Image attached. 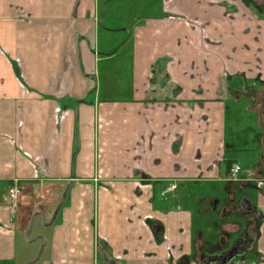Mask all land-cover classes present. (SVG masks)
<instances>
[{
	"label": "crops",
	"instance_id": "crops-1",
	"mask_svg": "<svg viewBox=\"0 0 264 264\" xmlns=\"http://www.w3.org/2000/svg\"><path fill=\"white\" fill-rule=\"evenodd\" d=\"M251 1L0 0V264L38 255L35 220L31 264H195L190 212L165 214L167 199L225 189L236 149L254 151L237 180L262 217L234 264H264V121L249 132L235 109L264 108Z\"/></svg>",
	"mask_w": 264,
	"mask_h": 264
},
{
	"label": "rangeland",
	"instance_id": "rangeland-1",
	"mask_svg": "<svg viewBox=\"0 0 264 264\" xmlns=\"http://www.w3.org/2000/svg\"><path fill=\"white\" fill-rule=\"evenodd\" d=\"M253 1H255V0H253ZM255 2H258V6L260 7L259 10H257V12L259 13L258 14L259 17L264 19V0H256ZM252 5H253V2H252ZM263 25H264V23H263ZM252 92L253 91L249 92L248 94H251ZM253 94H255V93L253 92ZM249 105L252 108L254 106L253 109H255V111H251L249 108ZM255 106H256V104L253 105L252 102H250V101L248 102L247 100H245V98H243L239 102V105L235 107V109L239 110L236 113V117L242 116L244 118L242 120V124L246 128H249L247 126L251 125L250 122L253 121V116H255V114L261 115L262 119L264 121V108L259 109L258 106H257V108H255ZM234 119L235 118L231 119V121L233 120L231 126L232 125L234 126V127L232 126V128H231V132H232L233 136L238 134L239 144H240V143H242L243 137L245 136V131H239L238 132V130L235 127H237V125L239 127H241V124H240L241 120L238 119V123L236 125L234 123ZM254 127L255 126H253V129H254ZM250 128H252V126ZM250 128L248 129L249 132H251ZM260 130H263V131L259 132V133L257 132L256 135H260L262 138H264V125ZM254 133L255 132L253 131L252 132L253 136H255ZM249 134H251V133H249ZM228 143L230 145V142H228ZM232 147L235 148V146H232ZM249 151L254 153V151H252V150H249ZM249 151H247L245 149H236V150H229L228 151L230 159H233V160L236 159L237 162H239V163H241V165H243V170L240 171L236 175V177H239L240 175H242L245 172V169L247 167H249L250 159H253V160L256 159L255 156L250 154ZM248 176H249V178H253V177H255V174L251 172L250 174H248ZM189 185H190L189 183L184 182L178 186L176 193L169 195V197H168V195H164L162 193L163 194L162 196L169 198V199H167L168 204H167L166 209L164 211L165 214L172 213L175 210H179V212H181V213H184L185 211L190 212V224L192 227V231H194V236L192 238H193V241L195 244V252H193L191 254V256H192L191 259L194 261L195 264H197V263L201 262L200 259L203 256L201 253L202 248H204V250L207 249L206 250L207 253H212L213 251H217L218 248L221 246L222 238H225L226 245L232 241V239L236 235L232 234L230 236H226V234L228 232L225 230V226L227 227L229 225L228 223H231V222H233V223L239 222L240 227H241L243 225V214L239 215L238 213H236L237 212L236 211L232 215L221 216L219 211H218V209L220 207L226 206L227 204H229L227 200L230 199V197H231L230 193H235V191L236 192L238 191L235 186H232V187L226 186L227 188H225V189L223 186L221 189V186L217 187V185L215 183H213L210 185L211 188L209 187V189H207V190H205L204 188H201V187L199 189L198 186H193V187H191V189H196L199 192L196 193V192L192 191V193L187 194L188 192L185 189ZM243 186H246V185H243ZM247 188H249V187H247ZM247 188L243 189V193L248 195V197H250V195H252V193ZM202 190H205V191L200 192ZM163 191H164V189H163ZM167 193H165V194H167ZM236 196H238V194H236ZM20 201H21V198L19 199V201L17 203L18 206L20 204ZM214 204H216V207L213 206ZM212 207H215V209H213ZM31 226H32L31 231L28 234L29 235L28 240L35 239V243L33 244V247L40 245V248L42 249L43 243H41L39 239H36L37 220H35L34 225L32 224ZM257 227H258V225H256L255 229H257ZM42 231L46 232L47 229L44 228ZM199 247H200V249H199ZM196 248H197V252H196ZM253 250H254V254H255V247L251 249V251H253ZM199 251H200V253H199ZM254 254H253V256H254Z\"/></svg>",
	"mask_w": 264,
	"mask_h": 264
},
{
	"label": "flooded vegetation",
	"instance_id": "flooded-vegetation-1",
	"mask_svg": "<svg viewBox=\"0 0 264 264\" xmlns=\"http://www.w3.org/2000/svg\"><path fill=\"white\" fill-rule=\"evenodd\" d=\"M230 169L228 172L229 182H227V184H231H228V187L235 186L238 191H235V193H230L231 197L227 200L229 204L220 207L218 211L221 216L232 215L236 211V213H238L239 215L243 214V225L240 227L239 222L228 223L229 225L227 227L225 226V230L228 232L226 236H230L232 234H235L236 236L227 245L225 238H222L221 246L218 248L217 251H213L212 253H202L201 251L203 256L201 257V262L199 264H220L221 261H223V264H234L236 260L244 259L243 257H245V254L249 253L252 248H256V240L259 235L258 229L260 226L258 223H260L262 217V210L256 204L255 200L253 199V195L249 194L250 197H248V195L243 193V189L249 187L243 186L246 182L244 183L243 181L237 180V177H232ZM171 184H174V187L168 189ZM175 187V181H168L164 184L163 189L165 192H169L174 190ZM247 189H249V191L252 193L250 188ZM236 194H238V196H236ZM17 206L18 204L15 207ZM213 206L216 207V204H214ZM215 207L212 208L215 209ZM256 225H258L257 229H255ZM209 256H218L219 258L217 260H209Z\"/></svg>",
	"mask_w": 264,
	"mask_h": 264
},
{
	"label": "built area",
	"instance_id": "built-area-1",
	"mask_svg": "<svg viewBox=\"0 0 264 264\" xmlns=\"http://www.w3.org/2000/svg\"><path fill=\"white\" fill-rule=\"evenodd\" d=\"M230 171H231V176L236 177V175L240 172V165L233 164ZM173 187H174V184H171L168 189L173 188ZM21 194H22V190L18 184L14 183L8 188L9 202L12 207H15L17 205L21 197Z\"/></svg>",
	"mask_w": 264,
	"mask_h": 264
},
{
	"label": "water",
	"instance_id": "water-1",
	"mask_svg": "<svg viewBox=\"0 0 264 264\" xmlns=\"http://www.w3.org/2000/svg\"><path fill=\"white\" fill-rule=\"evenodd\" d=\"M39 215L42 216V213H40ZM31 223H32V222H30L29 225H28V228H27V231H26V235H28L29 232H30V229H31ZM40 252H41V249H40ZM40 252L38 253V255H37L32 261H35V260L39 257ZM218 258H219L218 256H209V257H208L209 260H217ZM228 258H229V257H228ZM32 261H31V262H32ZM31 262H28L27 264H29V263H31ZM106 264H116V263H115L114 260L109 259V260L106 261ZM220 264H223V261H221Z\"/></svg>",
	"mask_w": 264,
	"mask_h": 264
},
{
	"label": "trees",
	"instance_id": "trees-1",
	"mask_svg": "<svg viewBox=\"0 0 264 264\" xmlns=\"http://www.w3.org/2000/svg\"><path fill=\"white\" fill-rule=\"evenodd\" d=\"M226 161V172H229L230 167V162H232L233 160H225Z\"/></svg>",
	"mask_w": 264,
	"mask_h": 264
}]
</instances>
